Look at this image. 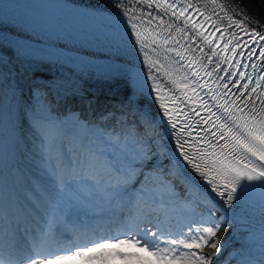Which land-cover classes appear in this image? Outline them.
<instances>
[{
	"label": "snow or ice",
	"instance_id": "snow-or-ice-1",
	"mask_svg": "<svg viewBox=\"0 0 264 264\" xmlns=\"http://www.w3.org/2000/svg\"><path fill=\"white\" fill-rule=\"evenodd\" d=\"M14 7L0 0V264H214L222 233L241 223L234 202L264 192V21L229 0H111L89 14L113 61L101 67L29 54L11 37L52 33ZM14 61L132 87L89 118L61 110L69 96L93 109L77 86L34 77L25 99ZM25 125L31 176L5 151ZM227 264H264V204Z\"/></svg>",
	"mask_w": 264,
	"mask_h": 264
},
{
	"label": "bare ground",
	"instance_id": "bare-ground-1",
	"mask_svg": "<svg viewBox=\"0 0 264 264\" xmlns=\"http://www.w3.org/2000/svg\"><path fill=\"white\" fill-rule=\"evenodd\" d=\"M82 3H88L94 6H98L103 9H108L110 7L111 0H76ZM231 4L239 5L240 7L244 8L246 13L252 15L254 18L260 19L264 21V13L258 10L257 8L253 7L249 4L248 0H229ZM28 52V51H27ZM29 53V52H28ZM31 54V53H29ZM0 55H4V58L7 59V55L3 52H0ZM33 56V55H32ZM35 58H39L34 56ZM32 58L30 56L25 57ZM10 68L17 67L19 69V74L17 72L13 73V76L16 80L19 81L20 85L25 90V82L27 80V76L30 73H34V69H41L42 71L53 72L56 74H61L66 78H70L73 81H76L79 84L87 85V88L90 90H97V91H109L116 96L124 99L128 91L131 89L132 85L117 82L113 80H102L97 77H85L83 80H78V76L80 75L79 72L76 75H73L71 72L67 70L65 67H60V65L56 64L55 62L52 63H41V64H32L31 67L28 66L27 63L25 64H17L15 61L13 64L9 65ZM68 67H71L69 65ZM28 69L27 72L24 69ZM41 73V72H40ZM119 98V99H120ZM21 133H17L19 137V144L18 147L15 146L14 153L20 157L27 156L30 152L35 151V146L30 142V140L26 137L25 132L20 135ZM24 147H27L26 149ZM22 160V158H21ZM21 169H25L29 176H31L32 172L36 171V166L31 164L23 165L19 163ZM262 204H264V197L249 191L246 196L242 199L240 203H235V212L237 215V219L241 221L240 224H234L233 227L227 228L221 235V242H222V252L216 258L219 260L221 257L230 259V253L234 252L236 247H238V243L241 239V234L248 232L249 228L253 231L258 233L259 223L261 220L262 214ZM237 226V227H235ZM236 228H239L240 231H236ZM216 264V261H214Z\"/></svg>",
	"mask_w": 264,
	"mask_h": 264
},
{
	"label": "rangeland",
	"instance_id": "rangeland-1",
	"mask_svg": "<svg viewBox=\"0 0 264 264\" xmlns=\"http://www.w3.org/2000/svg\"><path fill=\"white\" fill-rule=\"evenodd\" d=\"M249 4L252 5L253 7L257 8L258 10H260L261 12L264 13V0H248ZM40 72L41 74L43 75H40ZM35 73H38V74H35ZM37 78L39 79L40 81H46V82H51L52 85H53V89H55V87L57 85H63L64 87H72V86H77V87H80L82 88L83 90L85 89L82 85H80L79 83L75 82V81H72L70 80V78H68L69 80L67 79H64L63 77L61 76H58L57 74L55 73H46L45 71H42L41 69H34V73H30L27 78H28V82H27V88L25 89V95L24 96H27L28 93H29V88H30V82L32 81L33 78ZM54 78V79H53ZM85 87H87V85H84ZM55 90H53L54 92ZM52 92V94H53ZM109 91H97L95 90L94 91V94L95 95H108L110 97H112L111 99H115L114 102L116 103H119L118 100H121L118 98V96L116 95H113V94H110V93H107ZM72 97V96H70ZM108 102L107 100H104L103 101V104H102V108H105V105H107ZM106 109V108H105Z\"/></svg>",
	"mask_w": 264,
	"mask_h": 264
}]
</instances>
